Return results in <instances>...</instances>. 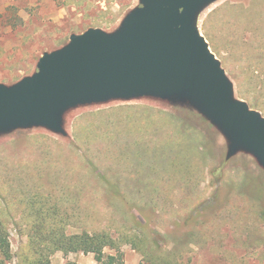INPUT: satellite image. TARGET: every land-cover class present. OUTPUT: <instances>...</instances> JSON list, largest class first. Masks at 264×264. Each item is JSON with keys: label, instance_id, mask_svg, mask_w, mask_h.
<instances>
[{"label": "rangeland", "instance_id": "374dc122", "mask_svg": "<svg viewBox=\"0 0 264 264\" xmlns=\"http://www.w3.org/2000/svg\"><path fill=\"white\" fill-rule=\"evenodd\" d=\"M140 3L0 0V82L33 74L42 54L73 33L117 30ZM196 24L235 98L255 96L251 65L264 70V0H216ZM64 127L66 135L44 126L0 133L7 264L31 254L28 232L44 216L46 227L53 221L68 233L124 235L118 249L105 250L124 264H264V167L245 150L229 156L224 133L192 105L153 96L81 104L65 112ZM51 264L97 261L94 253L59 250Z\"/></svg>", "mask_w": 264, "mask_h": 264}, {"label": "water", "instance_id": "95a60500", "mask_svg": "<svg viewBox=\"0 0 264 264\" xmlns=\"http://www.w3.org/2000/svg\"><path fill=\"white\" fill-rule=\"evenodd\" d=\"M216 0H140L120 27L72 34L46 51L36 71L0 82V133L44 126L67 134L65 112L81 104L153 96L186 102L229 141L228 155L245 150L264 167V115L235 98L233 83L197 26Z\"/></svg>", "mask_w": 264, "mask_h": 264}, {"label": "trees", "instance_id": "16d2710c", "mask_svg": "<svg viewBox=\"0 0 264 264\" xmlns=\"http://www.w3.org/2000/svg\"><path fill=\"white\" fill-rule=\"evenodd\" d=\"M248 60L250 61L249 57ZM251 66L252 75L255 77L252 91L256 92V95L252 96L248 92L241 91L242 98L247 99L254 107L264 110V103L260 101V98L264 97V70L256 67L253 62ZM48 221V217L44 216V219H40L36 225L32 226V230L30 233L28 232L29 247L32 252L24 255L19 264H51L52 255L59 250L65 254L71 252L94 253L97 264H124L120 254L105 251L107 248L118 249L120 243L126 241L124 235L116 238L109 230H84L68 233L65 228L57 227L53 221L49 223L51 227H46ZM10 250L11 242L8 229L0 216V264H7L6 259Z\"/></svg>", "mask_w": 264, "mask_h": 264}, {"label": "crops", "instance_id": "0c3cea01", "mask_svg": "<svg viewBox=\"0 0 264 264\" xmlns=\"http://www.w3.org/2000/svg\"><path fill=\"white\" fill-rule=\"evenodd\" d=\"M92 28V27H91ZM96 28V27H95ZM74 34V33H73ZM76 34H78V33H76ZM80 34V33H79ZM71 37V36H70ZM66 45V44H65ZM63 47V46H62ZM61 48V47H60ZM46 52V51H45ZM43 55V54H42ZM28 76V75H27ZM14 84V83H13ZM8 85V84H7Z\"/></svg>", "mask_w": 264, "mask_h": 264}]
</instances>
